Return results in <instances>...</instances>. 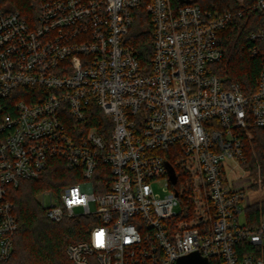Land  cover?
<instances>
[{
	"label": "built area",
	"instance_id": "obj_1",
	"mask_svg": "<svg viewBox=\"0 0 264 264\" xmlns=\"http://www.w3.org/2000/svg\"><path fill=\"white\" fill-rule=\"evenodd\" d=\"M140 7L153 26L146 72L128 41ZM253 10L264 18V0ZM233 19L172 0H39L32 24L0 7V264L18 232L10 189L55 158L78 182L39 194L46 216L97 222L67 264H178L195 253L264 264V215L250 225L253 184L239 176L249 126L264 129V66L249 95L213 68ZM247 40L264 58V24ZM99 110L105 134L90 126Z\"/></svg>",
	"mask_w": 264,
	"mask_h": 264
},
{
	"label": "trees",
	"instance_id": "obj_2",
	"mask_svg": "<svg viewBox=\"0 0 264 264\" xmlns=\"http://www.w3.org/2000/svg\"><path fill=\"white\" fill-rule=\"evenodd\" d=\"M256 1L244 0L242 4L238 0L196 2L203 11L233 14V22L220 31L218 36V45L224 52V58L213 68L214 74L222 78L226 85L235 83L246 95L256 91L264 66L262 55L254 58L251 56L253 43L247 40L252 32L264 24V18L253 10ZM172 4L175 8L184 5L179 0H172ZM0 7L6 14L19 12L32 24L38 17L39 0H0ZM128 41L142 70H150L153 58V26L144 7L133 11ZM97 114L98 120L92 121L90 126L105 134L104 127H109L110 130V123L100 110ZM249 130L252 137L244 140L243 167L256 180L252 188L264 189V129L249 126ZM74 175L66 169L62 159L55 158L50 160L48 169L40 177L25 180L18 187L10 189L9 197L13 203L18 232L14 240L13 254L5 264H67L69 245L88 238L97 225L95 218L79 217L54 223L46 216V210L38 198L46 190L59 194L64 187L77 183ZM246 212L250 225L256 226L264 215V200L250 205Z\"/></svg>",
	"mask_w": 264,
	"mask_h": 264
},
{
	"label": "rangeland",
	"instance_id": "obj_3",
	"mask_svg": "<svg viewBox=\"0 0 264 264\" xmlns=\"http://www.w3.org/2000/svg\"><path fill=\"white\" fill-rule=\"evenodd\" d=\"M238 1L240 4H242L244 2V0H238ZM237 172H238V170H237ZM239 176L243 177V180L247 181L246 183L249 185L256 183V180L254 178L250 177L247 172H245L244 167H243L242 171L241 170L239 171ZM153 188L157 193L164 195V182L163 181L153 183ZM246 196H247V199L245 200L244 204L253 205L257 202L264 200V189L259 188V189L255 190L253 188H247L246 189ZM94 208H95V206L92 205V209H94Z\"/></svg>",
	"mask_w": 264,
	"mask_h": 264
},
{
	"label": "water",
	"instance_id": "obj_4",
	"mask_svg": "<svg viewBox=\"0 0 264 264\" xmlns=\"http://www.w3.org/2000/svg\"><path fill=\"white\" fill-rule=\"evenodd\" d=\"M197 0H179L180 4H192L196 3ZM168 168L170 170V177L173 182V184H176L177 182V176L173 170V168L168 164ZM178 264H207L204 260H202L198 254H192L187 257H184L179 260Z\"/></svg>",
	"mask_w": 264,
	"mask_h": 264
}]
</instances>
